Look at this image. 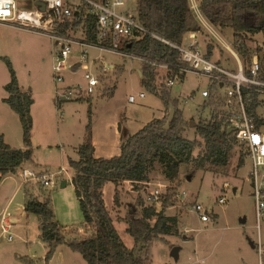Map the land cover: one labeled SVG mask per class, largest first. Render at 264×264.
I'll use <instances>...</instances> for the list:
<instances>
[{
  "label": "rangeland",
  "instance_id": "rangeland-1",
  "mask_svg": "<svg viewBox=\"0 0 264 264\" xmlns=\"http://www.w3.org/2000/svg\"><path fill=\"white\" fill-rule=\"evenodd\" d=\"M124 3L121 11L137 12L136 0H124ZM214 27L226 44L236 51L233 27L221 28L215 25ZM198 36V46L203 55L208 54V45L211 44L213 46L209 56L211 61L219 63L226 69L235 71L238 69L235 55L212 33L199 32ZM262 41L261 33L247 38L252 53L259 54L257 49L262 46ZM56 49L54 41L41 32L0 22V128L5 130V139L11 146L25 147L19 116L3 100L8 95L5 86L11 79L5 61L7 57L16 70L19 85L26 91L31 90L34 99L31 106L33 161L24 163V167L38 173L40 171L56 173L64 168L59 175L58 185L54 187L40 186L36 180L22 182L19 177L21 169L5 175L6 178L0 183V219L4 212H9L14 225L10 232L3 234L0 223V264H87L81 253L71 250L66 244H61L52 257L46 259L48 246L40 237L41 222L36 214L25 209L26 199L30 196L37 197L40 201L49 199L54 221L64 228L65 235L90 236L91 231L85 226L72 181L75 170L70 164V160L78 159L77 148L86 139V124L96 117L100 108H108L115 103L126 104L127 107H123L127 115L125 125L131 131L144 127L153 117H162L166 112L167 106L160 95L141 84L142 60L128 59L122 66L119 54L105 52L99 56L100 52L96 48H86L88 58L81 60L80 46L75 44L70 62L75 65L76 73L67 71L65 80L55 83L52 65ZM107 63L120 65L114 73H109L112 78L120 79L118 90L113 96L107 94L102 96L97 93L89 95L86 92L84 75L87 72L102 75L105 73L104 66ZM123 70L126 76L124 79L121 75ZM156 70L159 74L156 82L158 86H164L167 84L165 70L158 66ZM71 84H78L73 90V99L69 101L62 99L59 104L58 95L63 96L67 93L69 90L67 86ZM171 85L168 103L170 114L174 110L173 100L177 99L189 122L193 120L198 123L201 118L210 117L211 105L207 106L209 105L205 104L207 98L202 96V91L211 89L210 78L190 73L183 80H175ZM138 92H144L145 97L139 98ZM192 92L195 93V98L189 100L188 96ZM134 94L137 96L136 101L128 104V96ZM184 136L189 139H200L196 125L189 127ZM218 138L219 135L216 137V145L222 142L217 141ZM232 147H236L238 156L240 150L235 142L232 143ZM234 156H236L234 150L232 155L229 150L227 159L230 161ZM230 166L231 161L229 166L212 164L208 169L197 170L192 176V166L182 165L181 183L176 189V193L180 195L176 197V204L167 209L168 215L176 216L178 219L177 233L162 235L150 244L149 255L152 264H199L198 259L205 264H252L254 255L256 261L259 259L256 249L249 241V238L253 241L258 239L254 198L247 177L249 166H245L242 160H239L237 177L226 178L231 175ZM149 177L150 182L147 185L137 187L130 182L120 185L123 201L120 207L114 205V183H107L104 189V198L116 229L129 248H134L135 241L126 232L127 224L121 217L127 214L130 204H138L137 208L141 213L143 207L149 204L146 197L151 191L159 188L164 195L170 185L164 177L160 162H155ZM63 180L67 183L65 186H62ZM226 180L238 186L237 193L234 194L232 189L226 193L222 192L221 185ZM222 194L226 196L227 203H219L218 197ZM196 202L203 203L213 210L211 222L204 223L198 218L193 211ZM157 207L160 210L162 204ZM245 218L247 221L243 223L242 220ZM260 236L264 244V222L261 225ZM176 246L179 247V259L175 260L170 252Z\"/></svg>",
  "mask_w": 264,
  "mask_h": 264
},
{
  "label": "trees",
  "instance_id": "trees-1",
  "mask_svg": "<svg viewBox=\"0 0 264 264\" xmlns=\"http://www.w3.org/2000/svg\"><path fill=\"white\" fill-rule=\"evenodd\" d=\"M200 8L213 25L221 28L233 27L235 40H238L241 46L239 52L243 60H248L252 55L247 38L261 33L262 46L257 51L264 64V0H200ZM136 10L140 23L150 33L126 43L124 48L132 53L155 57L165 62H177L179 50L167 45L155 35L182 44L189 32H203L190 8L189 0H136ZM79 22L75 21L76 24ZM68 25L69 22L63 27L64 31ZM85 27L88 30L87 40H96L95 17L88 15ZM208 46L209 58L213 46ZM5 61L11 79L5 86L8 95L3 100L19 116L25 147L11 146L0 131V183L6 174L16 173L24 167V163L33 161L31 106L34 99L30 90L20 88L16 70L10 60L5 57ZM142 67L141 84L160 95L167 106L165 114L162 117H154L132 134L125 125L124 114L120 113L121 154L111 159L94 156L92 121L89 120L86 124V139L77 148L78 159L70 160L75 170L72 180L75 193L80 202L85 226L90 229L91 235H65L64 228L54 221L49 199L40 201L37 197L30 196L25 201V209L36 214L41 222L40 237L48 246L47 260L61 244H66L71 250L81 253L87 264H152L149 255L150 244L162 235L177 233L178 219L168 215L167 209L176 204V189L181 183L182 165L192 166V176L197 170L208 169L212 164L221 166L228 150L222 151L216 146V137L220 135L229 149L232 143H237L234 132L226 122L229 110L225 98L220 95V85L211 86V95L205 103L209 104L207 106L211 105L210 117L201 118L196 124L200 139H189L184 136V132L191 127V123L186 120L177 99L173 100L172 114L169 113L170 85L158 86L156 81L159 74L153 65L143 63ZM111 76H100L101 84L106 87L101 93L102 96H113L119 88L120 79ZM90 99L91 97L89 101ZM251 102L250 113L261 127L264 125V119L258 112L261 102L256 93L252 94ZM220 140L219 137L217 141ZM155 162L162 164L164 177L170 185L167 193L160 197V210L156 201L150 203L146 197L149 204L143 207L141 213L137 208L138 204H130L127 214L121 217L127 224L126 232L135 241L134 248H129L116 229L104 199L103 188L109 182L114 183L113 201L115 207H120L123 202L120 185L127 181L137 187L147 185ZM242 164H245L243 159ZM249 240L251 241L250 238Z\"/></svg>",
  "mask_w": 264,
  "mask_h": 264
},
{
  "label": "built area",
  "instance_id": "built-area-1",
  "mask_svg": "<svg viewBox=\"0 0 264 264\" xmlns=\"http://www.w3.org/2000/svg\"><path fill=\"white\" fill-rule=\"evenodd\" d=\"M36 1L0 0V22L41 32L54 41L57 47L52 65L55 83L64 81L67 71L76 73L75 65L70 62V56L73 53L72 48L76 44L80 46L81 60H87L88 58L86 48H96L100 52L99 56L105 52L119 54L122 58V66L128 59H139L143 63H148L154 67H161L165 70L167 84L170 86L175 80H183L190 73L208 77L212 85L221 86L220 95L225 98L229 110L226 122L234 132L237 141L236 146L240 150L238 160H245V166H249L247 177L251 184V195L254 198V214L258 236L257 241H253V244L259 257L258 264H264V244L260 236L261 225L264 222V125L259 127L249 110L252 104V94L256 93L261 102L258 112L260 117L264 119V64L260 54L252 53L248 60H243L239 52L241 46L238 40L234 41L236 48V51H234L226 44L216 31V27L204 15L202 8H200V0H189L195 19L203 32L212 33L235 55L238 65L236 71L226 69L219 63L211 61L207 57L208 55H203L198 46L199 32L195 31L190 32L189 41H183L182 44L155 35L167 45L179 50L177 62H165L155 57L150 58L135 52H129L124 48L126 43L134 38H142L150 32L140 23L136 13L121 11L125 4L124 0H40L45 4L44 10L36 4ZM88 15L95 17L96 40L94 41L87 40L88 30L85 26ZM77 20L80 21L78 24L75 23ZM68 22L69 25L64 31L63 27ZM78 64L80 65V62ZM119 66L115 63L112 65L107 63L104 66L105 73L103 74L114 73ZM121 75L122 79L126 77L124 70ZM100 76L91 72L84 75L86 92L89 95L101 94L105 90L106 87L101 84ZM76 85L78 84L67 86L69 88L68 92L63 96L58 95L59 104L62 99L66 101L73 99V90L76 89ZM211 92V89L204 90L202 96L209 98ZM137 96L144 98L145 93L138 92ZM137 96L135 94L129 95L127 102L133 104ZM194 98L195 93L192 92L188 99ZM219 137L221 136L219 135ZM221 141V144L216 145L220 150L229 151L233 148L224 147L222 137ZM224 160L225 162L221 166L227 164L229 166L231 160L227 159V155L224 156ZM63 170L64 168L56 173L44 171L38 173L30 168L23 167L19 172V177L24 183L29 180H36L44 186L54 187L58 185L59 175L62 174ZM222 189V192L226 193L231 189L233 190L234 185L226 180ZM161 195V190L155 188L148 194L147 200L150 203L156 201L157 205H161ZM179 195L178 193L177 197ZM218 199L221 204L227 203V198L223 194ZM193 211L203 222L213 220V212L203 203L196 202ZM0 223L3 234L10 232L14 225L12 215L9 212H4Z\"/></svg>",
  "mask_w": 264,
  "mask_h": 264
},
{
  "label": "crops",
  "instance_id": "crops-1",
  "mask_svg": "<svg viewBox=\"0 0 264 264\" xmlns=\"http://www.w3.org/2000/svg\"><path fill=\"white\" fill-rule=\"evenodd\" d=\"M188 37H190V32L187 35V37L184 39V42H188L189 41V40H187ZM140 75H142V71L141 70H140ZM20 88L22 89L21 86H20ZM22 90H25V89H22ZM122 104L118 105L117 103H115L114 106H111V107H108V108H100L98 110V112L96 113V117L91 122V125H92V130H91L92 131V144H94V147H95L94 156L96 158L97 157H104V158L111 159V158H114V157H116V156L121 154V145L119 144V138H120V129H119V126H120L119 125L120 113L124 114V116H125V118L127 120V115H126V112H125V110L123 108V107H127V106H126L125 103L123 104V106H122ZM128 104H130V103H128ZM127 129L132 134H134L137 131V130L131 131L128 127H127ZM0 131H2L4 133V135H6L4 129L0 128ZM5 138H6V136H5ZM7 143H8V141H7ZM8 144H10V143H8ZM235 148L236 147H233L230 150L231 155H232V150H234V152L236 153V156H234V158L231 159V166L229 167V169L231 170V172L229 174H231V175L230 176L228 175L229 177H226V178L237 177V169H238V161H239L238 157H239V155L237 156L238 152L236 151ZM6 176H3L2 181L6 178ZM2 181H1V183H2ZM106 185H105V187H106ZM222 186H223V184L221 185V189H222ZM105 187L103 188V191H104ZM234 189H236V190H234ZM234 189H233V193L235 194L238 191V186L234 185ZM104 196H105V192H104ZM212 212H213V210H212ZM204 223H209V222H204ZM251 241H250V244H251L252 247H254V244H252L253 242L251 243ZM197 261H198V263H204L203 261H199V259ZM258 261H259V259H257V261H256V258H255V255H254L252 264H258ZM249 262H250V260H249Z\"/></svg>",
  "mask_w": 264,
  "mask_h": 264
},
{
  "label": "water",
  "instance_id": "water-1",
  "mask_svg": "<svg viewBox=\"0 0 264 264\" xmlns=\"http://www.w3.org/2000/svg\"><path fill=\"white\" fill-rule=\"evenodd\" d=\"M36 4H38V5H40V8L42 9V10H44L45 9V4H44V2L43 1H40V0H37L36 1ZM191 123V126L192 125H196V123L194 122V121H191L190 122ZM231 130V129H230ZM190 178V177H189ZM62 186H65L67 183H66V181L65 180H63L62 182ZM234 190H236V189H234ZM243 221V223L246 221V219H243L242 220ZM253 241H251V243H252ZM253 244V243H252ZM170 255L176 260V259H179V247L178 246H176V247H173L172 248V250H171V252H170Z\"/></svg>",
  "mask_w": 264,
  "mask_h": 264
}]
</instances>
